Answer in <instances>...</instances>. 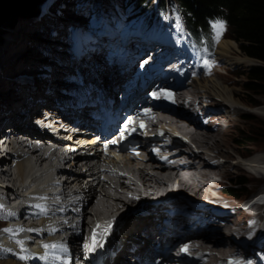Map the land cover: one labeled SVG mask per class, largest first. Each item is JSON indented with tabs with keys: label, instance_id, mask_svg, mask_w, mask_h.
<instances>
[{
	"label": "bare ground",
	"instance_id": "6f19581e",
	"mask_svg": "<svg viewBox=\"0 0 264 264\" xmlns=\"http://www.w3.org/2000/svg\"><path fill=\"white\" fill-rule=\"evenodd\" d=\"M62 4V0H51L49 5L50 9L47 8L45 14L40 18L18 21L15 27L8 31L5 42L0 45V126L3 128L13 126L15 129L22 130L24 134L41 140L45 138L52 139V137L48 133L41 131L36 123L35 126L30 124L32 114L34 110L42 106L53 104V98H57L56 94L60 93V84L62 83L61 75L64 74V70H68L71 67L70 59L73 61L77 60V63L80 64L82 70L80 74L82 79H85V82L96 84L104 89L105 92H108L109 88L116 80V71L114 67L111 66V62L108 61L105 53L115 48L117 43L108 41L101 42L100 40L97 41L90 38V40L87 39L89 40L88 42H90L89 44L83 41L85 48L82 50V55L80 57H76L75 55L69 57L67 55L66 46L69 40L73 43L76 41V33L74 32L78 27H69V21L64 18V13L62 12L69 11L73 14V10L68 8L62 10ZM51 8H54L55 13L51 14ZM76 10L77 12L79 11L78 9H74V11ZM72 28L73 31H71ZM80 31L82 30L79 28L77 32ZM50 33L57 37L53 38L50 36ZM82 36L85 37L84 34ZM84 39H86V37ZM97 43L101 45H98V47H95L96 49L93 50V45ZM234 49H236L235 43L229 40H222L218 46L216 59L212 64L220 61L234 63V57L231 54ZM142 52L143 54L141 56H136L135 61L137 63L144 58L146 53L138 50L134 52L135 55ZM138 59L140 60L138 61ZM237 62L240 61L237 60ZM137 63H135V65ZM169 65L170 64L165 67L163 73L167 74L168 71L171 77H160L157 88L166 86L167 84L175 96L181 99L180 104H183L182 106H185L183 102L185 98L188 97L189 100L186 105L193 108V106L197 104L198 110L194 108L193 111L188 109V112L179 109L165 111L162 112V120L176 128L177 131L186 137L187 141L185 142L178 137H172V135L164 131L160 136L154 139V144H157L159 148H161L160 150H162L163 156L168 159L169 165L165 162H160L155 156H150L149 161H144V159H129V163L133 166L136 174L144 180L143 186H149L153 189L152 196L156 197V203L160 200V202L158 201L159 203H170V206H173L171 202L183 201L188 203L187 199L190 200V196H193V199H198V197H200L207 203L215 204L212 203L207 196H210V194L218 190L219 182L228 179L224 178L223 175L225 166L241 169L238 160H234V162L231 163L232 160L225 161L222 159L221 156L224 151L220 148L221 146L218 143L219 135L226 136V133L228 134L225 124L230 121L233 122L228 116V113H230L229 106L235 103V95L226 85L225 81L222 85L214 84L216 79L213 80V76L211 78H205L207 81L213 83L211 91H206V89L202 88L204 87V85H202L203 81H198L197 84L199 85L196 86L195 84H188V78L183 80V78L180 77L176 80L173 78L175 70H173L172 67L170 68ZM181 81H183V83H181ZM185 86L186 88H184ZM46 91H49V93ZM202 97H206L208 102L203 103ZM225 104H228L227 107ZM211 105H214L219 112H226L227 115H219L217 117L213 114L210 116V114L213 113L208 110L213 107ZM232 110V113L236 115L242 114L236 107H233ZM201 115L207 116V123H203ZM80 138L86 137L80 136ZM168 139L169 141H167ZM58 143L64 144L60 141H58ZM78 149H80V147ZM261 152L262 153L254 156L252 161L263 160L264 151ZM36 154L42 159V163L47 161V158L42 157L43 152L40 150L36 151ZM141 155L142 158L147 156L146 153ZM79 156L80 153L78 150L65 153L62 157L63 160H65L63 163L71 164V166H68V169L66 167H60L58 173L75 171L72 164H75ZM224 156L229 158L228 155L224 154ZM12 158H18L16 162L18 175L14 176L8 168L1 170L0 186L3 182L7 183L6 190L13 192L18 197H22L24 194L23 188L25 182L30 176L35 174L36 170L31 164L29 157L18 154L13 155ZM218 158H221L222 161H217ZM109 161L110 160H101V163L104 167L111 168L112 166L109 165ZM3 166V160H0V168ZM99 168L100 166L93 169V172L88 175L89 179L86 182L82 180L84 175L81 173H75V178L73 180L64 179L63 181V186L66 189L70 186H77L78 190L76 193L83 198L81 202L85 204V219L90 216H95V214L91 213L92 210H90V208L95 204V199H97L98 195L104 196L103 192L107 189L105 184L109 183L112 188L111 184L113 182L103 181V173ZM158 170H160V173H158ZM210 170L214 171L213 173L216 171V173L213 174ZM255 170L257 171V173H254L256 177L260 176L261 179H263L264 165L255 168ZM161 178H164L169 183H165ZM253 181L256 183L258 180ZM177 184H179V187L176 191ZM262 189L264 190V187ZM115 191L118 192V189H115ZM65 192H69V190ZM184 194H187V197L181 198ZM163 197H167L166 200H164ZM149 198L151 201H155L154 198ZM241 199L243 198L241 197ZM119 202H121L120 198L113 199V201L110 202L105 201L103 203V209L98 210L99 214H104L108 217L114 215L118 210L116 207H118ZM134 203L137 204V201L134 200ZM132 205L133 203H130L128 209L123 211L125 213L122 212L121 218L124 214L129 212ZM238 207L239 209H243L242 205ZM147 208L143 210L144 218L141 217L138 219L141 222H139L140 224L138 223L139 225L136 228L134 227L135 229H129V226L126 227V222L124 223L123 221L119 229L120 233L113 231V237H109V242L116 247L125 249V251L121 252L117 258H108L106 264H137V257H145L147 251L149 252L148 255H150L153 248L147 244L141 245L142 249L138 252H134L132 249L135 244H142V241L145 239L142 231L151 233V230L160 225L159 221L156 222V220L152 219V216L156 213H151ZM263 208L262 205L256 203L251 206L250 211L256 214V216H263ZM244 211L238 210L237 213L243 214ZM19 213L22 215L21 208H19ZM222 218H224L225 221L220 222L215 218H209L210 225L213 226L212 229L208 228L207 232L201 233L197 238H203L204 242L212 243L213 246L219 247L218 250L225 255L235 250L236 244H238V240H235V237L240 238V236L245 234L244 231L246 230L257 229L260 238L264 236V227L260 223L254 222L251 227L247 220L238 219L234 210H224ZM85 222L86 220H83L82 223L84 224ZM132 223L135 224L134 222H131V224ZM2 238L3 237H1L0 240ZM77 242L78 237L73 236L72 246L74 249H77L75 246ZM251 249V247H248V249L243 248L242 252L252 254V252H250ZM257 250H262V248L259 247ZM39 252L40 254H42V252L44 253V251L41 250H39ZM24 255L27 258H32L36 254L26 253ZM215 260H217V258L214 256L209 263L215 262ZM1 261V264H15L16 262L13 255Z\"/></svg>",
	"mask_w": 264,
	"mask_h": 264
},
{
	"label": "rangeland",
	"instance_id": "374dc122",
	"mask_svg": "<svg viewBox=\"0 0 264 264\" xmlns=\"http://www.w3.org/2000/svg\"><path fill=\"white\" fill-rule=\"evenodd\" d=\"M5 1L6 0H0V45L5 42V38H6L8 31L11 28L15 27V25L18 23V21H20V20H32V19L40 18L41 16H43L45 14L47 8H49V5L51 3V0H49L46 7H45L44 12L42 9L41 12L35 16H31V17L30 16H19V17L15 18L11 23L7 24L6 20H5L6 19L5 18V12L3 9ZM62 2H63V4L61 5L62 10L67 9V8L73 10V14H71L69 11L68 12L67 11L62 12V13H64V18H66L67 21H69V23H68V24H70L69 27L70 26L73 28L78 27L76 29V31H77L80 27H86L87 26V27H89V31L93 32L92 34H90V38H93L94 40H97V41L100 40L101 42H103V41H108L111 43L112 42H114V43L118 42V38L114 41L112 39L111 34H109V33L102 34V32H108V30L111 28L118 30V31H121V32H128L130 30L129 29L130 23H128L127 19L124 18V16H127L128 18H132V19L139 18V16H140V15L137 16V12L140 10H138L137 7H135V6H132V7L128 6V3L125 2V0H62ZM41 3L43 5L42 1H41ZM49 9H48V11L50 13ZM74 9H78L79 11L78 12H77V10L74 11ZM42 12H43V14H42ZM52 13H55L54 8L51 11V14ZM69 14H71V15L68 16ZM98 18H99V20H98ZM100 20H102L103 22L105 21V24L100 22ZM109 20H110L109 25H106V22ZM221 21L222 20L220 19V20H214V21L210 22V28H212L211 31H212L213 36H214L213 37L214 42H216L217 40H219V41L229 40L232 43H235L236 49H234L231 52L232 56L234 57L235 62L234 63H228L226 61L225 62H221V61L218 62V65H216L217 66L216 67L217 72H216L215 76H213L214 77L213 80L216 79L214 84L216 83L219 85H222L224 83V81L226 82V85L231 89V91H233V93L235 95V103L234 104L236 106L234 104H232V106H229L230 113H228V116L233 120V122L230 121L229 123L225 124V127L228 131V134L226 133V136H222V135L220 136L219 135L218 143L221 146L220 148H222L224 151L222 153V156H221L222 159L225 161L232 160L231 163H233L234 160L239 161L240 154H244V155L245 154H257V153H262L261 151H264V96L254 95V94L245 90L244 83L246 81V75L243 73L246 71V68L248 66H250L254 63H257V61L254 59L252 60V58L250 56H248L247 54H245L242 51L239 44L230 36V29L223 21L222 22L225 25V29H224L222 35L217 37V31H216L214 25L217 22H221ZM193 24H194V26H196V23H193ZM60 28H62V27H60ZM73 28L71 29V31H73ZM192 30H194V29L192 28ZM95 31H99V32L96 33ZM174 31H175V33H177L178 29H175ZM100 35H101V38L99 37ZM50 36H52L53 38L57 37V36H53L51 33H50ZM135 38L139 39V40L145 39L144 36L142 37L141 34H136ZM194 39H195V37L192 38V43H193ZM83 41L87 42L88 44L90 43V42H88L89 40H86V39H83ZM98 45H101V44L97 43L96 45H93V47H94L93 50L96 49L95 47H98ZM91 49H92V47H91ZM209 49L210 48L207 46L206 48L204 47L201 50H196L195 52H192V53L190 52L188 54L186 51L182 52V54L178 58H179V62L184 64L183 69L189 68V66H191L192 71H195L196 69L198 70V72H197L198 75L206 73V71L209 68V64H210L209 61L213 62V60L216 59L218 47L216 49V52L215 51L210 52V51H208ZM142 54H143V52L138 53L137 57L141 56ZM47 56H48V54H47ZM244 58H245V60H244ZM237 60H239L240 62H237ZM198 81L199 82L203 81L202 82V85H204V87H202L203 89H206V91H211V86L213 85V83L211 81H207V79L199 77V76L196 79H189L188 78V84H195L196 86H198L199 85V84H197ZM184 88H186V86ZM203 89H202V92H203ZM46 92L49 93V91H46ZM205 98L206 97L201 98L203 103L208 102V99L207 98L205 99ZM251 98H253L256 101V103H255L256 105H252L248 102V99H251ZM225 105L227 107L228 104H225ZM197 106L198 105L195 104L193 106V108H191L190 106H187L186 104H185V106H182V104H180V107H183L184 109H186L184 112H188V109L193 111L194 108H197ZM211 106H213V107L208 109L209 112H213L210 114V116L213 114L216 115L217 117L219 115H221V116L227 115L226 112L223 113L221 111L220 112L217 111V109L215 108L214 105H211ZM233 107H236L237 109H239V111L242 114L236 115L235 113H232ZM247 116H249L250 119H246ZM30 124H32L31 121H30ZM220 148H217V149H220ZM224 154L228 155L229 158H226L224 156ZM222 159L218 158L217 161H222ZM210 171H211V173L214 172L212 170H210ZM215 173H216V171H215ZM215 173H213V174H215ZM256 173H257V171H256ZM219 174H220V172H219ZM252 174H254V173L250 169L246 170L242 166H241V169H239L237 167L227 166V165L225 166L223 175H224V178H228V179H225L226 184H228V182L237 181V180H233V179H245L244 183L239 184L238 181L236 182V183H238L237 195L236 196L231 195V198H233L232 202L235 205H237V206L243 205L241 197L243 199L246 198L247 193H251L253 191V189L256 188L255 182L253 180L261 179L260 176L256 177L255 174L254 175H252ZM243 176L244 177L246 176V178H244ZM240 177H243V178H240ZM246 180H248V181H246ZM253 183H254V185H253ZM243 186L245 188H243ZM198 199L202 202H205V200L203 198L198 197ZM158 201H160V200H158ZM150 202L152 203V205ZM155 203H156V200L153 202L150 200V198H148L147 200L138 202L137 204L133 203V205L130 207L131 209L127 213V216H126V214H124L122 217V219H123L122 221H124V223L126 222L125 226L126 227L129 226L128 227L129 229H135L140 224L139 222H141L138 219L141 217L144 218L143 217L144 211L141 210V211L134 213V212H131L132 208L142 206V207H144L142 209L145 210V208L148 207L147 210L151 212V211L155 210L154 208L157 204V203L156 204ZM238 210H243V211L245 210V211L242 214V213H237ZM262 210L264 211V208ZM234 211L236 212V217L238 219H240V220L245 219V221L247 220V222L250 223V225L252 223L250 217L251 218L254 216L256 217V214H254L250 210H246L244 208L239 209V207H236L234 209ZM131 222H134L135 224H133V223L131 224ZM143 232H145V231H143ZM236 238H238V237H236ZM263 238H264V236L261 237V239H263ZM248 247H251L252 249L253 248L258 249L260 247V248H262V250H264V240L263 241L261 240L258 242H253V243L249 244Z\"/></svg>",
	"mask_w": 264,
	"mask_h": 264
},
{
	"label": "trees",
	"instance_id": "16d2710c",
	"mask_svg": "<svg viewBox=\"0 0 264 264\" xmlns=\"http://www.w3.org/2000/svg\"><path fill=\"white\" fill-rule=\"evenodd\" d=\"M132 1L144 6L147 0ZM177 1L188 14L187 19L190 24L194 22V19L205 24L207 17L215 16H222L227 20L230 36L239 44L245 54L257 60V63L248 66L243 73L246 75L244 88L254 95L264 96V0ZM162 3L164 4L165 1L162 0ZM3 9L8 24L19 16L37 15L40 10V1L6 0ZM248 102L252 105L256 103L253 98L248 99ZM246 119H250V117L247 116ZM244 180L240 179L238 183H244ZM238 183H232L227 187V191L231 195H237ZM243 188L245 187L243 186ZM142 208V206L134 207L131 212L143 211Z\"/></svg>",
	"mask_w": 264,
	"mask_h": 264
},
{
	"label": "snow or ice",
	"instance_id": "6c2138e0",
	"mask_svg": "<svg viewBox=\"0 0 264 264\" xmlns=\"http://www.w3.org/2000/svg\"><path fill=\"white\" fill-rule=\"evenodd\" d=\"M214 27H215V29H216V31H217V37H219L220 35H222V33H223V31H224V29H225V25H224V23L221 21V22H217L215 25H214ZM0 207H2V205H0ZM36 207H39V205H37ZM23 229H21V231H22ZM4 232H8V233H11V232H13V230L12 229H4L3 230ZM17 243L20 245V247H21V252H23V251H25V249L23 248V241H17ZM43 247L45 248V249H48V248H51V247H60V248H63V246L62 245H47V244H45V245H43ZM91 250V249H90ZM27 257H25V256H23V255H21L20 256V259H26Z\"/></svg>",
	"mask_w": 264,
	"mask_h": 264
},
{
	"label": "clouds",
	"instance_id": "9594fccd",
	"mask_svg": "<svg viewBox=\"0 0 264 264\" xmlns=\"http://www.w3.org/2000/svg\"><path fill=\"white\" fill-rule=\"evenodd\" d=\"M252 59H254V58H252ZM254 60H256V59H254ZM257 61V60H256ZM256 105V104H255Z\"/></svg>",
	"mask_w": 264,
	"mask_h": 264
}]
</instances>
